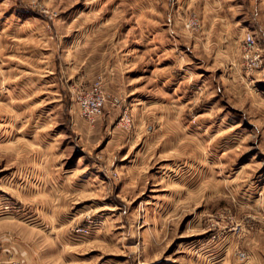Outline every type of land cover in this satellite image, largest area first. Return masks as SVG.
Returning a JSON list of instances; mask_svg holds the SVG:
<instances>
[{"label": "rangeland", "instance_id": "374dc122", "mask_svg": "<svg viewBox=\"0 0 264 264\" xmlns=\"http://www.w3.org/2000/svg\"><path fill=\"white\" fill-rule=\"evenodd\" d=\"M166 7L0 0V264H186L192 253L203 264L215 251L205 259L264 264V96L253 93L264 79L249 81L240 53L235 73L221 80L213 55L193 45L200 25L181 35L176 24L185 28L193 11L172 18ZM19 10L33 17L16 18ZM176 60L207 69L196 96L192 79L180 88L182 120L137 114L131 87L144 103L147 86L159 105L177 98L173 82L144 80L175 74ZM49 61L57 69L44 86ZM114 61L125 68L115 83L102 65ZM97 81L119 100L89 120L75 95ZM108 139L120 141L121 156L144 158L120 166L116 152H102Z\"/></svg>", "mask_w": 264, "mask_h": 264}, {"label": "crops", "instance_id": "0c3cea01", "mask_svg": "<svg viewBox=\"0 0 264 264\" xmlns=\"http://www.w3.org/2000/svg\"><path fill=\"white\" fill-rule=\"evenodd\" d=\"M164 3H166V12L169 16H175V14L179 16H186L189 11H193L201 21L200 28L197 32L192 33V39H193V45L194 47H202L205 51H208L210 54L213 55L214 61L219 64L220 74L219 77L221 80L225 81L227 80V76L232 73H235V67H232L231 64L235 61H240V45L243 40L244 33L249 32L253 34L254 38L258 41L259 45L261 46L262 52H263V65H264V0H162ZM7 12V11H2ZM16 18L24 19L28 17L33 16H26L25 11H17L15 13ZM173 20V19H172ZM9 16L7 19V22H5V26L9 27ZM177 21V25L181 30H183V33L181 32V35L184 34V32L187 31L186 28L183 27V22ZM182 26H181V24ZM0 28H3L0 26ZM194 31V30H193ZM189 37V36H188ZM242 39V40H241ZM178 47V46H177ZM180 50V48H179ZM182 51V50H180ZM184 51V50H183ZM71 62V61H69ZM95 62V61H94ZM100 62V61H99ZM56 64V61H49L46 66L49 67V70L47 72L40 73L39 81L41 83L48 82V84L51 85V81L54 82L52 79L53 76V69L52 66ZM74 65L81 63L80 66H83V69L86 71L89 70L91 67L92 62L91 61H73ZM106 64V63H105ZM203 62L202 61H173L172 64L169 66L174 70V68H177V72L175 74H161L157 75L155 73H145V81H153L157 80L161 82L162 84H166L167 82H173V84H168V88L174 89V97H177L174 99V102H171L170 100L167 101V103L159 105L160 102L152 100L154 92L156 90L153 89V86L148 89V86L145 87L146 89V103L145 100L139 96L140 92L137 91V88L129 89V103L132 105V101L134 100V110L139 113H151L156 112L160 114H168L172 121L176 120H182L180 117V113H186L185 107H184V101L185 97H183V94L186 92V89L180 90V88L184 87L185 82L189 79L193 82V90L192 94L196 96L197 89H201V76L204 75L205 72H207V69H204L203 71ZM103 67L110 70H105V75L108 77V80H113V83L118 81L119 76L123 72V67H121L120 63L118 65L115 64V61L112 64H106L104 65L102 63ZM93 67V64H92ZM232 68V69H231ZM57 69V64H56ZM231 69V70H230ZM174 70V71H175ZM38 74V73H36ZM49 74V75H48ZM47 75L49 78H47ZM197 75L198 77H194ZM200 76V77H199ZM135 80L138 81V78H143V76L135 75ZM41 79V80H40ZM5 81H13L15 80V76L10 77L8 75L7 77L4 76ZM143 80V79H142ZM256 84V83H255ZM43 86V85H42ZM41 86V89H42ZM187 86V84H185ZM186 88V87H185ZM48 89V88H47ZM256 89V90H255ZM255 89H253V93L257 94L256 91L260 93V90L262 91V94L264 96V81H257V84L255 86ZM46 90V89H44ZM151 91V93H150ZM136 92V93H135ZM44 99H47V93H43ZM53 96H57V90H53ZM56 99H49V101H55ZM183 100V102H182ZM183 103V107L181 108L179 105ZM179 114V115H178ZM148 115V114H147ZM144 118H146V115H144ZM44 121V120H43ZM42 124V123H40ZM122 144L120 141H115L112 139H108L105 144L103 145V154L107 155L109 157L113 152L115 153L114 159H118V161L121 163L120 166H127L129 165L134 159L139 160L140 158H144V154L137 153V154H130L124 153L121 156L122 152ZM133 158V159H132ZM78 161V160H77ZM170 171L166 172L161 170V174H164L165 176L168 175ZM160 174V175H161ZM164 175H162L164 177ZM161 176V178H163ZM152 196H155L154 194ZM155 207L157 208H164L162 207L163 200L157 199L155 202ZM215 252H209L204 257L207 258L208 256H211ZM228 252L224 251L221 253V257H225ZM193 254V253H192ZM191 254V255H192ZM189 255L187 257H190V259L187 261L186 264H200L197 263L194 260L195 255ZM185 257V255H184ZM204 258L203 264H215L214 260L208 261ZM213 259V257H212Z\"/></svg>", "mask_w": 264, "mask_h": 264}, {"label": "built area", "instance_id": "2783aa9c", "mask_svg": "<svg viewBox=\"0 0 264 264\" xmlns=\"http://www.w3.org/2000/svg\"><path fill=\"white\" fill-rule=\"evenodd\" d=\"M189 18L184 26L187 29H196L200 25V18L193 12L188 15ZM241 54L245 74L249 77V81L255 82L259 77L264 79V66L262 62V50L258 41L254 38L253 34L244 33ZM256 76V78H255ZM118 98L113 96L109 98L105 95L102 85L99 81L92 83L89 87L80 90L75 95V102L78 111L83 117L89 120L101 116L107 106L111 104L115 106L118 103ZM129 122L130 118L123 115L120 121Z\"/></svg>", "mask_w": 264, "mask_h": 264}]
</instances>
